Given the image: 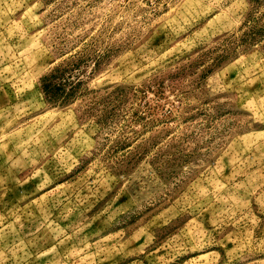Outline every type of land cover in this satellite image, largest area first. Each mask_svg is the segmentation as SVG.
I'll return each instance as SVG.
<instances>
[{"label":"rangeland","instance_id":"374dc122","mask_svg":"<svg viewBox=\"0 0 264 264\" xmlns=\"http://www.w3.org/2000/svg\"><path fill=\"white\" fill-rule=\"evenodd\" d=\"M0 264H264V0H0Z\"/></svg>","mask_w":264,"mask_h":264}]
</instances>
